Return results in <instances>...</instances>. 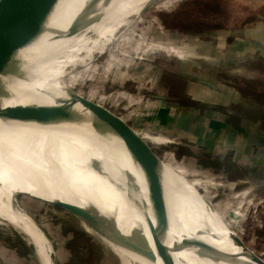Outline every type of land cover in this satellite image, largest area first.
<instances>
[{
    "label": "bare ground",
    "instance_id": "6f19581e",
    "mask_svg": "<svg viewBox=\"0 0 264 264\" xmlns=\"http://www.w3.org/2000/svg\"><path fill=\"white\" fill-rule=\"evenodd\" d=\"M126 1L55 0L29 39L0 63V218L36 247L44 264H55L52 249L17 204V195L82 209L112 236L131 245L103 238L121 264H258L214 210L207 208L211 229L198 224L195 231L181 200L156 185L163 187L162 180L143 177L130 149L99 124L81 117L56 88L16 84L31 67L100 25ZM156 1L143 0L123 16ZM31 89L46 94L47 104L43 99L37 104ZM17 91L26 98L21 101ZM56 160L72 161L85 171L86 180L76 184L71 171ZM217 246L223 253L235 248L237 256L228 263L216 254Z\"/></svg>",
    "mask_w": 264,
    "mask_h": 264
},
{
    "label": "rangeland",
    "instance_id": "374dc122",
    "mask_svg": "<svg viewBox=\"0 0 264 264\" xmlns=\"http://www.w3.org/2000/svg\"><path fill=\"white\" fill-rule=\"evenodd\" d=\"M142 1L127 0L102 20L100 25L92 27L68 46L51 53L45 60H41V63L38 62L31 67L16 81V84L21 86L27 84L30 88H35L37 85L56 88L62 96L68 98L81 117L99 124L127 147L111 123L85 108L72 92L111 110L119 117L131 112L135 105L125 103L122 97L117 104L109 101V96L105 94L104 87L102 88L103 83L97 79L98 75L94 72L93 65L98 62L103 67L104 71L99 77L104 80L106 78L104 75H111L113 69L117 72L121 70L118 60L112 57L113 52L124 50L125 54L134 53L143 56V53L148 51L144 45L145 37L149 38L153 32L161 30L164 36L162 46H166L161 52L163 62L164 58L170 56L177 59L174 55H170L169 50L165 51L169 47L165 43H169V37L174 35V40L180 43L177 46L186 44L194 47L187 58L194 64L197 74L205 77L209 75L215 80L222 78L230 81L228 83L232 85L233 79L236 78L237 90L241 91L243 101L248 106H252L254 112L262 113L264 110V0H158L156 4L136 7L128 15L123 16ZM116 25L117 30L112 31L101 41L102 37ZM250 42L254 45L252 48H243V45H249ZM96 44L98 45L95 51H91ZM235 44L237 50L234 51L232 46ZM155 52L159 53V51ZM236 54L237 58H234ZM226 59L230 60L229 64L222 63ZM172 65L171 69L174 70L175 63ZM160 67L165 72L170 68L169 64ZM177 68V71L182 70L180 66ZM63 69L73 72L64 75ZM236 69L237 75H235ZM34 90L31 89L30 93L40 105L46 94ZM17 93L21 95V101L26 98L23 92L17 91ZM8 97L13 99L10 93ZM54 102L59 104L55 97ZM44 103L47 104L45 100ZM151 147L162 160L155 170L158 179L162 180L163 187L159 185L160 183L154 182L155 179L149 178L150 181L156 183L169 196L172 193L181 200L186 206L190 223L196 225H192L195 231L199 228L198 224L211 229V216L207 213V208H210L215 211L224 227L227 226L246 248L264 261V182L252 181L237 186L207 174L204 177L191 175L186 177L185 173L175 168L180 166L179 163L170 159L172 152L175 153L174 149L157 145ZM132 156L139 173L143 177H148L143 165L133 153ZM177 157H180L179 153ZM56 161L63 169L71 171L76 184L79 180H86L85 171L72 161ZM193 180L197 181V185ZM82 189L85 191L84 188ZM16 201L43 234L52 229L65 241L72 238L70 247L79 246L82 249H77L78 264H99L102 256H108V261L104 264H121L106 240L72 212L26 195H17ZM216 249V254L224 257L228 263L231 256H237L235 248L226 249V253L219 252L218 246ZM51 256L55 262L54 254L52 253ZM0 264H44L36 247L1 218Z\"/></svg>",
    "mask_w": 264,
    "mask_h": 264
},
{
    "label": "crops",
    "instance_id": "0c3cea01",
    "mask_svg": "<svg viewBox=\"0 0 264 264\" xmlns=\"http://www.w3.org/2000/svg\"><path fill=\"white\" fill-rule=\"evenodd\" d=\"M173 36L165 43L169 45L165 51L169 50L177 59L170 56L163 62L161 52L166 49L162 46L163 31L156 30L149 38L145 37L148 51L143 56L125 54L124 50L113 52L112 57L118 60L121 70L113 69L111 75H104V80L99 77L103 67L98 62L93 65L109 101L117 104L122 97L125 103H133L135 108L120 118L150 147L174 149L170 159L179 163L180 166L174 167L186 177L207 174L237 186L264 182V110L258 114L243 101L236 78L232 85L222 78L215 80L197 74L187 58L194 47L177 46L180 43ZM253 46L250 42L243 48ZM232 48L237 50V44ZM225 62L229 64L230 60L222 61ZM163 64H169L168 72L160 67ZM178 66L182 67L181 71H177ZM63 72L66 75L73 71L63 69ZM196 182L193 183L197 185ZM44 236L55 256V264H78L80 247H70L72 238L65 241L52 229ZM107 261L108 256H102L99 264Z\"/></svg>",
    "mask_w": 264,
    "mask_h": 264
},
{
    "label": "water",
    "instance_id": "95a60500",
    "mask_svg": "<svg viewBox=\"0 0 264 264\" xmlns=\"http://www.w3.org/2000/svg\"><path fill=\"white\" fill-rule=\"evenodd\" d=\"M54 1L55 0H4L0 4V63L13 49L29 39ZM72 95L79 100L85 108L110 122L113 128L122 137L130 151L143 165L147 174L151 178L159 180L155 169L157 164L162 160L140 134L135 132L124 120L107 108L84 99L73 92ZM32 113L33 116H40L39 112ZM57 206L72 212L78 217H82L83 219L81 220L103 238L108 239L109 237H113L123 245L131 247L130 244L120 237L112 236L98 220L82 209L70 208L63 204ZM236 240L245 247L238 238H236ZM132 248L135 247L132 246ZM254 261L258 264H264V261L256 256L254 257Z\"/></svg>",
    "mask_w": 264,
    "mask_h": 264
}]
</instances>
